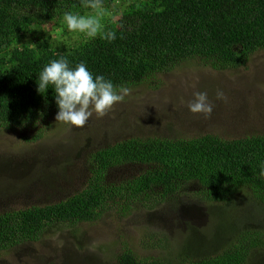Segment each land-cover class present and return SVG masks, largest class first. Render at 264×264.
<instances>
[{
	"label": "trees",
	"instance_id": "trees-1",
	"mask_svg": "<svg viewBox=\"0 0 264 264\" xmlns=\"http://www.w3.org/2000/svg\"><path fill=\"white\" fill-rule=\"evenodd\" d=\"M111 1L103 0V6ZM85 11L91 9L81 0H0V129H31L58 111L54 90L39 94L37 83L44 66L62 56L72 67L83 61L94 76L132 88L190 62L214 71L243 67L264 50V0H145L103 25L95 38L53 47L42 37L48 25L59 33L65 12ZM108 32L116 36L111 42L102 38ZM25 35L29 37L24 40ZM90 161L85 186L74 195L0 214V250L35 242L55 224L93 223L110 210L126 215L137 207L153 209L187 184H197L199 190L192 193L210 203L208 211L227 213L249 196L264 206V135L233 140L209 134L173 140L130 138L96 151ZM126 165L148 168L133 179L108 181L109 170ZM188 232L189 237L195 235L191 228ZM226 233L218 251H207L206 243L202 250L193 249L197 240L188 238L182 249L162 259L140 258L126 245L118 264L264 260V231L231 227ZM156 236L158 243L166 240Z\"/></svg>",
	"mask_w": 264,
	"mask_h": 264
},
{
	"label": "rangeland",
	"instance_id": "rangeland-1",
	"mask_svg": "<svg viewBox=\"0 0 264 264\" xmlns=\"http://www.w3.org/2000/svg\"><path fill=\"white\" fill-rule=\"evenodd\" d=\"M142 1H111L103 6L102 25L116 21L130 5ZM87 14L95 13H83ZM61 24L58 34L49 25L44 28L42 37L53 47L86 39V34L69 33L66 24ZM130 89L107 115L97 118L94 114L83 127L56 121V111L31 129H0V214L74 195L89 177L91 156L130 138L173 140L209 134L233 140L264 135V50L255 52L243 67L214 71L190 62ZM217 89L225 93L226 100L215 98ZM194 91L208 93L214 103L211 117L189 112L187 102ZM147 168H114L108 172V181L133 179ZM198 190L197 184H187L150 210L137 207L126 215L110 210L93 223L55 224L35 242L0 250V264H118L126 245L140 258L162 259L172 257L171 252L182 249L190 239L197 240L193 249L202 250L206 243L207 251H218L231 227L264 231V206L255 198L245 197L246 201L227 213L215 208L208 211L205 206L210 203L192 193ZM190 228L195 232L192 237ZM155 234L166 240L158 243ZM145 238L148 243L144 245Z\"/></svg>",
	"mask_w": 264,
	"mask_h": 264
},
{
	"label": "clouds",
	"instance_id": "clouds-1",
	"mask_svg": "<svg viewBox=\"0 0 264 264\" xmlns=\"http://www.w3.org/2000/svg\"><path fill=\"white\" fill-rule=\"evenodd\" d=\"M82 6L91 9L95 14H73L65 12L63 21L69 33H83L88 38H95L101 34L103 25L101 18L103 0H81ZM111 42L116 38L115 33L108 32L102 36ZM35 45V44H33ZM48 89L55 92V104L58 108L55 120L75 127H83L95 114L102 118L111 111L113 106L125 100L131 89L124 85H114L111 79L104 75H93L85 62L74 67L66 57L50 61L40 71L37 83L39 94H46ZM193 99L187 102L189 112L200 114L204 118L211 117L214 103L209 100L205 91H194ZM215 98L226 100L225 93L217 89ZM264 177V166L261 168Z\"/></svg>",
	"mask_w": 264,
	"mask_h": 264
}]
</instances>
